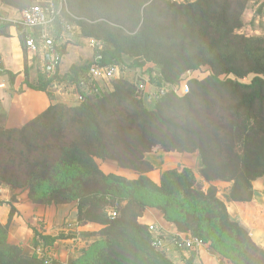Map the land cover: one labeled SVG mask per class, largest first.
I'll return each mask as SVG.
<instances>
[{"label":"trees","instance_id":"trees-1","mask_svg":"<svg viewBox=\"0 0 264 264\" xmlns=\"http://www.w3.org/2000/svg\"><path fill=\"white\" fill-rule=\"evenodd\" d=\"M249 1L68 0L76 20L94 21L78 24L83 36L103 42V66L123 73L154 65L155 94L164 92L148 108L141 78L122 76L110 90L89 92L91 63L48 75L39 62L38 80L28 88L53 100L55 85H71L81 101L52 103L20 127H7L0 114V185L27 189L38 206L75 203L77 227H100L81 234L85 242L73 248L71 264H174L139 222L146 208L158 210L175 234L201 240L220 264H264V250L230 217L212 184L229 185L228 201L250 202L252 182L264 179V37L237 33ZM10 27L0 26V36ZM60 52L63 58L65 44ZM2 75L14 84L15 75L0 64ZM159 151L196 154L198 177L186 167L169 168L153 182L148 174L155 168L145 156ZM100 161L136 178L105 174ZM0 205L10 207L0 225V264H49L46 254L61 237L35 230L31 246L42 255L24 253L6 240L18 211ZM190 253L185 264L196 250Z\"/></svg>","mask_w":264,"mask_h":264},{"label":"rangeland","instance_id":"rangeland-1","mask_svg":"<svg viewBox=\"0 0 264 264\" xmlns=\"http://www.w3.org/2000/svg\"><path fill=\"white\" fill-rule=\"evenodd\" d=\"M10 1L13 2L15 6L22 7L21 9L13 8L19 11L25 10L32 4H27V0ZM4 6L5 4H3L2 0H0V10L5 9ZM12 11L13 13H15L14 10ZM77 20L75 19L71 21L74 26L72 34L66 36L64 41V44L66 45V55L61 60L63 68H66L71 61L79 62L80 64H90L92 62L93 51L89 48L87 39L93 37L83 36L78 22L80 20H83L88 23H93L94 21L81 18H77ZM241 20L242 28L237 31L238 34H242L247 37H264V0H250L246 6ZM40 61L38 60V64ZM126 61L128 62L129 60L126 59ZM128 68V71H124L123 73L119 72L117 78H121L123 76L131 81H135L141 78L139 84L143 86L144 103L148 108L153 107L155 104L154 95L157 91V86L152 78L156 76L158 67L151 64H146L143 66V68L140 69L130 66H128ZM194 77H202V75L195 74ZM117 78L97 79L96 83L98 89L110 90L111 82ZM57 86L62 90H65L63 86ZM145 158L155 168L154 171L149 173V178L155 183L159 182L160 174L169 168H177L178 170H182L186 167L194 171L195 175L198 177L197 170L200 167V162L196 154L164 153L162 151H159L157 153L147 154ZM98 165L105 174L112 173L118 175V173L120 172V176H123L127 179L133 180L136 178V176H134L131 172L119 169L116 163L113 161H100L98 162ZM216 182H213L212 184ZM204 187L207 188L206 183L204 184ZM27 194L28 191L25 188L20 189L8 184L0 185V201L12 204L15 209L19 207L20 210H23L24 208L22 205H26L25 214L18 211V215H15L13 217L12 223L7 229L6 240L11 244H15L20 247L26 254L41 256V250L38 247L33 248L31 246V242L33 240V232L35 230L46 235L61 237L62 240L57 241L54 248L46 254V257L49 259V264H71V260L75 258L77 254L74 253L73 248L79 249L85 242L81 234H83L84 232L88 233L97 231L100 227L96 224H87V226L84 227H77V209L75 203L57 207L53 205L38 206L32 204L29 201ZM9 208L10 207L8 205H0L1 226L6 225ZM114 211V208H108L107 215H111ZM162 237L164 238L166 243L164 247L160 249V251L166 253V255L171 258L174 264H184V260L185 258H187V255L183 254V252L181 251L174 249L172 243H170L169 240L170 235L163 234ZM68 248L72 251L68 252ZM204 249L206 252L211 253L207 245H205ZM216 258L218 263L220 264L218 257ZM222 264L230 263L227 261H223Z\"/></svg>","mask_w":264,"mask_h":264},{"label":"crops","instance_id":"crops-1","mask_svg":"<svg viewBox=\"0 0 264 264\" xmlns=\"http://www.w3.org/2000/svg\"><path fill=\"white\" fill-rule=\"evenodd\" d=\"M4 7L5 9L0 10L1 14L6 16L13 14V9ZM24 33H27V31L10 27L4 35L0 36V64L3 70L15 75L13 85H10L7 75L0 76V114L6 116L7 127L22 126L55 102L68 106L77 104V93L71 85H64L65 90L55 85L52 88L53 100L48 98L45 93L36 92L27 87V83L35 85L37 82L38 60L41 59L39 56L33 57L24 48L22 40ZM78 64L80 63L71 61L66 68H63L61 64L59 72L61 75L65 74L72 65ZM118 175H120V172ZM214 185L218 188L217 197L225 204L230 217L244 225L249 230L252 241L264 250V179H257L252 182V199L250 202L228 201L225 198V192L229 185L220 181H217ZM22 206L24 207L23 210H20L19 207L16 209L25 214L26 205ZM139 222L147 226H156L162 235L175 234L173 225L165 221L156 209L146 208ZM183 254L187 255V259L191 258V253L183 252ZM191 264L219 263L215 255L206 252L204 248H200L196 250Z\"/></svg>","mask_w":264,"mask_h":264},{"label":"built area","instance_id":"built-area-1","mask_svg":"<svg viewBox=\"0 0 264 264\" xmlns=\"http://www.w3.org/2000/svg\"><path fill=\"white\" fill-rule=\"evenodd\" d=\"M178 1V0H165ZM17 14V16H16ZM76 18L72 15L68 7V0H35V4L25 10L6 16L0 13V26L6 24L12 27H19L27 33L23 34V46L33 57L39 56L46 74H53L60 68L62 56L61 46L64 44L65 38L72 34L73 24L71 20ZM87 43L93 51L92 62L88 69L89 76V92L96 90V80L100 78H117L119 70L114 66H103L102 57L99 51L104 44L100 40L88 38ZM143 89V87H141ZM163 91L158 94L162 96ZM158 95L154 97L158 98ZM78 102L81 96L77 94ZM112 212L111 218L115 217ZM148 232L152 236V246L155 249H162L166 243L162 234L156 226L148 225ZM170 243L179 251L190 253L191 251L204 248L205 244L189 235H170Z\"/></svg>","mask_w":264,"mask_h":264}]
</instances>
